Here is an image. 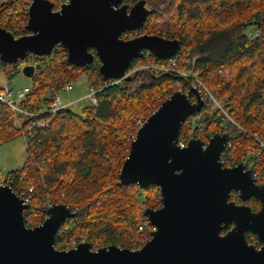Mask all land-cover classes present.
<instances>
[{"label": "trees", "instance_id": "16d2710c", "mask_svg": "<svg viewBox=\"0 0 264 264\" xmlns=\"http://www.w3.org/2000/svg\"><path fill=\"white\" fill-rule=\"evenodd\" d=\"M49 1L55 11L59 0ZM23 4L24 0H0V27L16 37L30 33L25 28ZM136 4L148 10L144 25L121 37L155 34L177 39L180 48L169 58L155 57L148 51L128 68L146 62L172 67L170 60H175L178 68L196 75L208 86L234 122L264 143V0H121V5L128 8ZM44 58L43 66L29 76L33 91L26 105L31 110L48 103L51 85L61 88L65 80H76L79 72L84 71L89 85L98 87L102 83L95 60L84 67L70 64L61 45ZM184 58L189 63H183ZM220 69L228 70L229 75L219 74ZM16 74L6 76L12 79ZM177 82L186 92L190 80L183 75L137 68L128 80L102 86L96 107L85 105L80 112L71 107L61 109L48 127L33 130V138L25 143L29 154L26 161L3 177L13 179L18 186L33 187L34 195L24 217L36 213L43 221L46 212L42 202L46 198L77 211L62 223L55 238L56 248L67 249L71 241L77 244L83 239L91 247L113 244L132 249L134 241L149 234V229L140 232L137 225L144 208L161 204L155 201L159 190L152 184H123L119 171L138 125L178 90ZM188 95L194 99L191 92ZM221 129L229 133L231 142L225 164L246 161L264 183V148L251 135L238 131L212 103H205L185 120L178 141L187 142L191 137L207 140ZM15 136H19V130L14 115L0 104V145ZM257 151L260 154L255 156ZM231 198L242 202L234 191ZM245 203L252 209L260 206L255 198ZM245 237L260 246L254 234L246 232Z\"/></svg>", "mask_w": 264, "mask_h": 264}, {"label": "water", "instance_id": "95a60500", "mask_svg": "<svg viewBox=\"0 0 264 264\" xmlns=\"http://www.w3.org/2000/svg\"><path fill=\"white\" fill-rule=\"evenodd\" d=\"M147 15L142 5L128 8L121 0H70L56 11L49 0H33L25 25L30 33L16 37L0 27V61L46 55L61 45L70 64L84 67L96 56L103 80L121 78L144 51L159 58L179 51L177 39L148 33L121 37L142 28ZM22 72L30 76L33 69ZM189 91L194 99L173 91L136 129L119 171L121 183L152 184L161 194V206L143 209L155 230L140 249L109 244L92 250L87 241L58 249L56 235L77 211L56 202L41 225L27 226L28 205L9 185L0 184V264H264V183L255 182L245 161L222 165L225 132L178 145L181 125L205 105L194 87ZM232 191L244 202L257 199L260 207L236 203ZM246 232L260 246L249 243Z\"/></svg>", "mask_w": 264, "mask_h": 264}, {"label": "built area", "instance_id": "2783aa9c", "mask_svg": "<svg viewBox=\"0 0 264 264\" xmlns=\"http://www.w3.org/2000/svg\"><path fill=\"white\" fill-rule=\"evenodd\" d=\"M33 0H25V3L23 5V9L26 13V19H28V12H29V7L31 5ZM70 0H59V3L57 4L56 10H60L61 7L67 3H69ZM252 34V33H250ZM257 34V33H254ZM145 54H148V51H144ZM46 55H36L34 53H27V55L23 58H18L15 62L13 63H8L7 66L0 65V69L6 71L7 73L11 72H20L23 71V69L27 67H31L33 69V72L35 73L36 69L39 68V66H43L45 62V57ZM95 64L99 65L101 64L100 60L95 56L94 57ZM94 62V61H93ZM92 62V63H93ZM171 64L173 65L172 67L169 66H158L155 64H149L148 66H136L133 68H128L124 75L121 78L117 79H111V80H102V83L97 87L95 85H89L86 87V92L80 97H77L72 100H63L62 97L59 95V91H70L73 90V81L71 79L65 80L63 83V86L61 88H58L57 85H51L49 88V91L47 93V97H49L48 103L44 104L40 109L38 110H31L27 107L26 101H28L29 94L33 91V88L31 84L27 86H20V87H10L9 83L0 85V104L9 108L11 113L14 115L15 123L18 127L19 130V136H21L26 144L29 143L30 139L33 138V130L34 129H40V128H46L49 126V123L55 114L64 108L71 107L75 105L77 102L80 101H85L88 103V105L92 108L97 106V93L101 90L102 86H106L108 84H115L119 83L120 81L124 80L126 77H128L131 73H133L137 68H149L153 70L154 72L158 73L160 71H166V72H173L179 75H183L187 77L190 80V84L193 85L201 94V97L204 101V103H214L216 104L220 109V101L218 100V103L216 102L215 96L208 90V88L205 86V83L200 80L199 78L196 77V75L188 73L184 69L178 68L175 65V60L171 59L170 60ZM183 63H189V60L184 58ZM88 66V65H87ZM218 73H223L225 76L229 75L228 70H218ZM80 75H84V71L79 72ZM177 89L180 91L182 90V84L180 82H177ZM189 87L186 90V93L189 94ZM195 118L192 119V123H194ZM142 123L139 124V126ZM238 127L239 125L236 124ZM241 132L248 133L245 129L240 128ZM251 135V134H250ZM258 143V145L262 148H264V143L254 135H251ZM178 145L180 147H183L186 145V142L183 141H178ZM230 145V141L227 142L225 150L222 152L220 161L223 163L226 160V153H227V146ZM260 154V151L255 153V156H258ZM246 163V162H245ZM225 166V165H224ZM231 166V165H228ZM246 168H250L251 166L246 164ZM252 176L255 179L256 183H263L261 182L259 178L258 172L252 171ZM22 177H20V180ZM0 184H7L11 187V189L16 193V195L22 199L23 204H29L30 200L32 199L34 195V189L32 186L30 187H23V186H18L17 184L14 183L13 179H6L5 177L2 176L0 173ZM159 190V189H158ZM158 195L155 196V201H160L161 202V194L158 191ZM49 201L46 202V204H43L44 206V211L46 212L47 208L52 205V202L49 198H47ZM161 206V204L159 205ZM158 206V207H159ZM47 216V215H46ZM46 218V217H45ZM24 222L25 224H29L30 227L33 226H39L42 224V220L37 219L34 221L31 218V215H26L24 217ZM151 226V227H149ZM137 229L140 232L146 231L149 229V234L144 235V237L136 240L133 242V248L132 250L135 249H140L146 241L149 240L151 237V231L155 230V227L150 224L148 221L147 217L143 215L141 222L137 225ZM76 242L73 240L70 243L69 248L75 247ZM94 250H97V247H93Z\"/></svg>", "mask_w": 264, "mask_h": 264}, {"label": "rangeland", "instance_id": "374dc122", "mask_svg": "<svg viewBox=\"0 0 264 264\" xmlns=\"http://www.w3.org/2000/svg\"><path fill=\"white\" fill-rule=\"evenodd\" d=\"M25 3V0H24ZM24 5V4H23ZM150 64V62H146L143 64H140V66H148ZM37 70V69H36ZM130 76V75H129ZM128 76V77H129ZM197 77V76H196ZM199 78V77H197ZM200 79V78H199ZM201 80V79H200ZM9 83V86L12 88H16V87H20V86H27L29 84H31V80L29 78V76H26L22 71L18 72L12 79H8L6 77V75L0 71V85ZM88 79L86 74L84 75H79L76 80L73 81V90L70 91H63L60 90L59 91V95L62 97L63 100H72L75 99L77 97L82 96L83 94H85L86 92V87L88 86ZM190 86L194 87L193 85L190 84ZM205 86L208 88V86L205 84ZM195 88V87H194ZM196 89V88H195ZM187 90V89H186ZM197 90V89H196ZM208 90L212 93V91L208 88ZM198 91V90H197ZM199 92V91H198ZM200 94V92H199ZM213 94V93H212ZM214 95V94H213ZM201 96V94H200ZM215 96V95H214ZM202 98V97H201ZM216 98V97H215ZM192 99V98H191ZM203 100V99H202ZM216 102L218 103V99H215ZM214 107H218L216 104L212 103ZM88 105L87 102L85 101H80L77 102L75 105L71 106V108L73 110H75L76 112H80V108ZM221 105V104H220ZM219 108V107H218ZM222 108V106H221ZM220 109V108H219ZM222 112L224 113V115L226 116V118L229 121H232L234 123V125L237 127V130L240 131L239 127L244 129V126H241L238 122H234V119L222 108L221 109ZM238 124L239 127L236 125ZM139 127V125H138ZM137 127V128H138ZM221 132H225L229 135V133L227 131H224V129H221L219 131H216L215 133H221ZM241 132V131H240ZM214 133V134H215ZM244 133V132H243ZM214 134H211L207 140ZM250 135L251 133H245ZM252 135V134H251ZM199 138V137H198ZM201 139V138H200ZM204 140V139H202ZM207 140H204L205 142ZM228 140L226 141V144ZM25 140L21 137V136H15L11 139H9L8 141L2 143L0 145V173L2 174V176L7 175V173L11 170H15L18 169L19 167H21L24 162L26 161V158L28 157L29 154L27 149H26V144H25ZM226 144H225V148H226ZM231 146V142L230 145L227 146L230 148ZM258 152V151H257ZM228 153V150H227ZM256 153V152H255ZM227 159V157H226ZM226 161V160H225ZM246 162V161H245ZM225 166H228V164H225V162L223 163ZM247 164V163H246ZM248 165V164H247ZM249 166V165H248ZM49 201L47 198L42 202L43 204H46V202ZM53 204V203H52ZM38 215L36 213H33L31 215V218L33 220L39 219L37 218ZM140 239V238H139ZM81 241H85L83 239H81ZM93 247H97V246H93ZM91 247L92 250H94V248ZM100 247H97V249Z\"/></svg>", "mask_w": 264, "mask_h": 264}, {"label": "flooded vegetation", "instance_id": "af4514ba", "mask_svg": "<svg viewBox=\"0 0 264 264\" xmlns=\"http://www.w3.org/2000/svg\"><path fill=\"white\" fill-rule=\"evenodd\" d=\"M240 200H241V199H240ZM248 200H250V199H248ZM248 200H247V201H248ZM241 201H242V200H241ZM245 202H246V201H245ZM245 202H244V201H242V202H238V201H237L238 204H243V203H245ZM259 207H260V206H259ZM259 207H257L256 209H253V210H257Z\"/></svg>", "mask_w": 264, "mask_h": 264}, {"label": "crops", "instance_id": "0c3cea01", "mask_svg": "<svg viewBox=\"0 0 264 264\" xmlns=\"http://www.w3.org/2000/svg\"><path fill=\"white\" fill-rule=\"evenodd\" d=\"M1 62V61H0ZM6 64H8V63H6ZM0 71H2L5 75L7 74V72L6 71H4V70H2V69H0ZM7 77V76H6Z\"/></svg>", "mask_w": 264, "mask_h": 264}]
</instances>
